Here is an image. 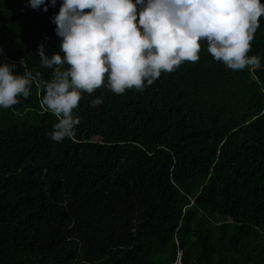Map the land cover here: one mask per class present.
<instances>
[{"label":"trees","instance_id":"1","mask_svg":"<svg viewBox=\"0 0 264 264\" xmlns=\"http://www.w3.org/2000/svg\"><path fill=\"white\" fill-rule=\"evenodd\" d=\"M61 2L45 12L0 0V63H15L13 74L52 79L37 46L59 51ZM259 19L247 53L259 69L232 70L200 40L197 61L143 91L115 94L105 76L82 93L72 138L50 139L57 117L35 83L0 108V264H172L178 254L181 264H264Z\"/></svg>","mask_w":264,"mask_h":264},{"label":"clouds","instance_id":"2","mask_svg":"<svg viewBox=\"0 0 264 264\" xmlns=\"http://www.w3.org/2000/svg\"><path fill=\"white\" fill-rule=\"evenodd\" d=\"M55 5L56 0H27V6H43L45 12ZM261 16V0H62L51 17L59 51L48 56L43 44L37 46L40 65L52 70V79L40 80L31 71L13 74L15 63H0V108L28 99L35 83L43 89L40 103L57 117L50 139L72 138L82 93H93L105 76L115 94L143 91L161 72L197 61L200 40L214 60L232 70L259 69L260 57L247 53ZM101 103L99 97L90 101L92 107Z\"/></svg>","mask_w":264,"mask_h":264},{"label":"built area","instance_id":"3","mask_svg":"<svg viewBox=\"0 0 264 264\" xmlns=\"http://www.w3.org/2000/svg\"><path fill=\"white\" fill-rule=\"evenodd\" d=\"M172 264H181L180 260H176L175 262H173Z\"/></svg>","mask_w":264,"mask_h":264},{"label":"water","instance_id":"4","mask_svg":"<svg viewBox=\"0 0 264 264\" xmlns=\"http://www.w3.org/2000/svg\"><path fill=\"white\" fill-rule=\"evenodd\" d=\"M180 259H181V255L179 254V255H178V260H180Z\"/></svg>","mask_w":264,"mask_h":264}]
</instances>
